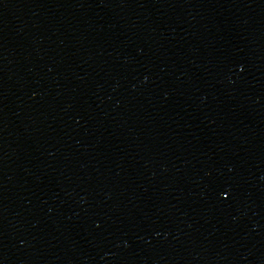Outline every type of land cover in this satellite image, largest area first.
<instances>
[{
	"label": "snow or ice",
	"instance_id": "snow-or-ice-1",
	"mask_svg": "<svg viewBox=\"0 0 264 264\" xmlns=\"http://www.w3.org/2000/svg\"><path fill=\"white\" fill-rule=\"evenodd\" d=\"M227 193H225V195H226Z\"/></svg>",
	"mask_w": 264,
	"mask_h": 264
}]
</instances>
